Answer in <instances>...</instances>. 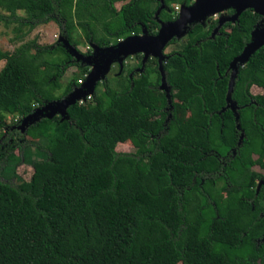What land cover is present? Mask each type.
<instances>
[{"label":"trees","instance_id":"1","mask_svg":"<svg viewBox=\"0 0 264 264\" xmlns=\"http://www.w3.org/2000/svg\"><path fill=\"white\" fill-rule=\"evenodd\" d=\"M114 1L123 3L116 9ZM172 1L192 3L0 0V23L17 38L38 24L57 27L50 44L0 50V264H264V178L252 169H264V44L231 66L263 15L246 8L231 18L227 8L187 22L184 41L162 46L160 68L136 54L139 64L124 71L115 52L114 85L102 74L101 91L26 121L23 133L5 122V114L22 122L79 87L89 63L73 50L104 62V51L77 49V29L98 48L142 29L154 35L176 18L165 13ZM251 85L262 92L251 94ZM181 91L184 121L172 105ZM128 139L134 151L114 149ZM26 146L44 154L30 162L29 179L4 178Z\"/></svg>","mask_w":264,"mask_h":264},{"label":"rangeland","instance_id":"2","mask_svg":"<svg viewBox=\"0 0 264 264\" xmlns=\"http://www.w3.org/2000/svg\"><path fill=\"white\" fill-rule=\"evenodd\" d=\"M121 3H123V1H114L113 5L115 6L116 9H118V7ZM166 6H167V10H165V13H166L167 17L170 16L169 18H172L174 14L179 12V6L180 5L177 2H174V1L167 2ZM150 8H154V3H150ZM169 9L171 10L170 11L171 15L169 14ZM19 13H21V12H19ZM212 18H215V17H212ZM173 19L174 18H172L168 21H171ZM12 28H13L12 24H10L8 26H4L0 23V50H4L7 52L13 51L16 48H18L20 45H22L23 43H25L27 41H31V40H33L38 45H45V44H50L53 40L57 39V27L53 22L38 24V25L34 26L29 32H27L24 36H22L20 38L16 37V35L18 33L14 32L12 30ZM156 32H157V30H156ZM130 35H133V34H130ZM130 35H128V36H130ZM137 35L141 36L142 31L138 32ZM186 37H187L186 33H184L181 36L175 37L176 42H174V44L167 45L165 47L164 51L170 50L172 47L177 45V43L184 41V39H186ZM74 38L79 41V44L77 45V49L80 52H85L86 50L92 49L89 45H87L83 42V36H82L80 30L77 29L74 32ZM121 39H123V38H119V39H117V41H119ZM149 42L150 41L147 40L144 43V46H147V44ZM134 48H138V45H136ZM142 50L143 49L136 50L134 52H130V53L123 56L122 68L124 69V71L127 68L135 66L139 63L140 59L137 58L135 55L136 54L140 55V57L142 59V56H143ZM147 57L151 61V58H153L154 56L151 55V53H148ZM2 64H3V60H0V67L2 66ZM151 65H152V63H149V66L147 68H150ZM31 68H32L33 72H35L37 70V66H32ZM90 68H91V65L88 66V70L84 74V78L85 77L89 78V80H87L88 83H86V85L89 87L92 85L93 89H95L97 92H99V91H101V83H100L101 78H100V76H98L93 81V76H95V72H93L91 75L89 73ZM74 71H75V68L70 67L62 75V77L60 78V84L62 87L70 79V77ZM118 72L119 71L117 70L116 64H112V63H110L108 65L106 71L104 72L105 76L110 80L111 85H114V83L117 80H120V76L118 75ZM81 78L82 77H80L78 80L79 84L84 82V80ZM87 86H84V87H87ZM110 91H112V89H110ZM249 92L251 94H260L262 92V89L260 87L255 86V85H251L249 87ZM187 94L188 93L186 91H181L179 94H177L172 99L174 116L179 121H184L188 117V111L186 109L182 108L180 105L185 100ZM88 95L89 94L87 93L86 96H88ZM54 114H57V112ZM4 118H5V122L8 125L13 126L14 129L20 130V131H22L20 133H23V126H22L23 124L21 122V118H19L16 115L13 116L10 114H5ZM25 138L30 139V137L28 135H26ZM38 141L41 144L46 143V141L42 137ZM135 148H136V142L133 139H130V140L128 139L124 142L117 143L115 145L114 149L116 151H119V152H132V151H134ZM43 155H44L43 152L41 150H38L34 146H26L19 153L15 151L16 157H15V159L7 162V164L5 165V168L2 172L3 177L6 179H12L13 181H16V182L21 181V180H28L31 173H32V167L30 166V162L34 159L42 158ZM252 169L255 170L256 172L261 173L263 178H264V169L263 168H260L256 165H254L252 167ZM221 197H222V195H218L216 197V200H219ZM263 205H264V203H263ZM177 264H180V263L178 262Z\"/></svg>","mask_w":264,"mask_h":264},{"label":"water","instance_id":"3","mask_svg":"<svg viewBox=\"0 0 264 264\" xmlns=\"http://www.w3.org/2000/svg\"><path fill=\"white\" fill-rule=\"evenodd\" d=\"M227 8L234 9V14L231 16V18H234L241 10L246 8H249L254 12L264 16V0H192V3L189 6L180 5L179 12L177 13L176 18L171 21L161 23L160 27L157 29V32L154 35H149L146 33L145 29H142L141 36L130 35L117 41L114 45L109 44L104 48H98L95 45H91L93 53H95L96 51H104L105 53H107V57L102 64L92 63L90 57H82V55L76 50H73V54L76 57L85 60L89 63V65H91L89 73L92 75V73L95 72L93 81L98 76H100L101 78V75L104 74L108 65L111 63L110 57L115 52H121L122 56L117 60L118 62H122L124 55L136 50L143 49L142 59L147 57L148 53H151V55L156 58L158 68H160V62L162 60V46L170 38L183 35L185 33L184 26L187 22L202 21L207 16H210L213 13H218ZM147 40H149L150 42L147 44V46H144V43ZM262 44H264V23L260 28H255L252 31L250 42L244 46L241 54L234 58L231 66H233L235 62L242 64L247 59L248 55ZM136 45H138V48H134ZM160 73V89L164 90L167 95V87L165 86V83L163 81L162 71H160ZM87 80H89V78L85 77L84 82L79 84V87H77L69 97L62 99L57 104H47L41 108H36L33 113L22 119V124H24L26 121H30V119H35L38 115H45L46 117H50L56 112L62 114L66 105L72 103L76 99H83L84 95H87V93L89 95L91 94V92L93 91V86H87ZM83 87L87 88L86 93H80Z\"/></svg>","mask_w":264,"mask_h":264},{"label":"built area","instance_id":"4","mask_svg":"<svg viewBox=\"0 0 264 264\" xmlns=\"http://www.w3.org/2000/svg\"><path fill=\"white\" fill-rule=\"evenodd\" d=\"M216 14L217 13H213L212 15H211V17H216ZM89 97V95L88 96H86V98H88ZM82 101V99H79V102H81Z\"/></svg>","mask_w":264,"mask_h":264},{"label":"flooded vegetation","instance_id":"5","mask_svg":"<svg viewBox=\"0 0 264 264\" xmlns=\"http://www.w3.org/2000/svg\"><path fill=\"white\" fill-rule=\"evenodd\" d=\"M165 10H167V6L165 5ZM217 15H218V13L216 14V17H217ZM215 17V18H216ZM112 64H116L115 62H111ZM139 64V63H138ZM116 66H117V64H116ZM117 68H118V66H117ZM136 68V67H135Z\"/></svg>","mask_w":264,"mask_h":264}]
</instances>
